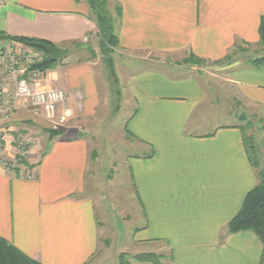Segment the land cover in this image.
Segmentation results:
<instances>
[{
	"label": "crops",
	"instance_id": "obj_1",
	"mask_svg": "<svg viewBox=\"0 0 264 264\" xmlns=\"http://www.w3.org/2000/svg\"><path fill=\"white\" fill-rule=\"evenodd\" d=\"M0 1L1 33L44 40L65 53L50 70L51 83L68 94L58 113L71 109L78 127L99 118L105 100L97 61L103 58L89 44L98 41V26L87 0ZM115 4L121 7L117 53L126 58L116 60V68L120 77L125 74L123 101L133 104L126 131L138 150L126 159L142 221L132 237L136 248L131 255H162V264H264L258 235L228 233L227 228L258 183L242 127L215 121L211 104L218 99L212 98L213 78L206 70L177 63L179 57L195 54L212 64L239 45L259 46L264 0ZM87 46L95 56L85 53ZM246 60L226 70L227 101L264 121V66ZM127 61L134 63L132 73H127ZM52 140L50 150L27 160L38 169L36 180L25 179L22 169L0 167V237L43 264L103 261L110 246L102 247V236H112L114 229L102 230L110 225L108 208L103 210L105 224L96 212L93 190L102 180L92 164H99L100 154L93 158L84 134L66 138L60 132ZM256 142L264 166V137ZM5 151L1 156L10 160L13 147ZM117 256H112L114 264H119ZM131 258V264H155Z\"/></svg>",
	"mask_w": 264,
	"mask_h": 264
},
{
	"label": "rangeland",
	"instance_id": "obj_2",
	"mask_svg": "<svg viewBox=\"0 0 264 264\" xmlns=\"http://www.w3.org/2000/svg\"><path fill=\"white\" fill-rule=\"evenodd\" d=\"M108 4L109 9L114 12L115 0H108ZM89 44L96 48L98 53H100L98 41L96 39L90 41ZM240 46L241 47L237 46L240 49L235 48L230 53L232 57L230 60H224L212 64H201L197 65V67L206 70V72L213 78L211 85L213 86L214 92H212V95L214 94L215 96H212V98L217 96L218 99V103L215 101L211 104L213 114L218 117L215 121H222L223 124L230 122L236 123L246 131L248 136L254 134L255 139L259 141L262 137H264V124H261L257 119H252V116L247 115L240 103H234L232 101V103H229L230 99L227 101V99L230 98L229 91L225 90L226 88L224 87L227 83L225 81L227 74L226 70L231 68V64L235 62H244L247 58L250 59L258 57V55L264 51L261 44L253 47L245 45ZM87 49L89 50L85 53L88 55L90 54V48L87 46L86 50ZM42 51L44 52L43 49ZM121 57L122 55L117 52L114 53V69L117 77L116 81H114L110 76L104 59L102 61L99 58L97 61V72L99 74L98 84L100 85L102 96L105 100L104 106H102L98 112L99 118H95L91 121L89 120L85 123V125H79L80 127H78V123L76 125L74 122L75 120L70 118L71 116L67 117V119L62 123H54L45 119L44 115L38 114L33 110L30 112L18 111L14 115V118H12V120L15 118L17 119V124H9V122L12 121L11 120L0 126V131H6L5 133H9L8 139L4 143L5 146L2 154H4V152L6 154V146L11 145L13 147L12 155H10L11 159H8L10 162L18 159V147L17 143L14 142V137H18L16 135L17 131H20L22 135L26 137L25 139L30 142L26 148V161L31 159L34 154L43 153L45 150H50L52 148L54 140H50V135L45 131V128H57L60 130L62 137L66 138H72L76 135L81 136L82 134L88 136L94 149L93 158L96 160L97 155L100 154L99 164H92L93 168L96 166V170L99 168V178L102 180L100 184L97 183L99 186H94L95 188L93 190L97 194L96 198H98L96 200L97 216L101 222H104L103 218L105 216L103 217V210L104 208H108L109 211L107 212V217L109 218L110 225L107 227L105 225L102 230L105 233V230L108 228L109 230L112 228L114 229V234L112 236H102V238H104L102 241V247L104 248L105 245H107V242L110 247L105 249L106 252L102 257L103 261L98 260L96 262L98 264H114L112 260V256L114 254L118 255L117 257L119 259L122 254L128 255L125 256V259H129L130 256H133L131 255V249L136 248V242L134 243L132 237L135 230L142 224L140 217L141 210L135 196L130 169L126 162L128 155L135 154L138 150L134 147L135 145L131 143L129 135L126 131L127 120L129 119L130 113L133 111V104L131 102L124 104L123 101L125 74L122 71L124 75L120 77L116 68L117 61L123 60V62H126V58L123 57L124 59H122ZM187 57L188 56L179 57L177 63L187 65L184 63V60ZM172 62H174V59ZM55 63L57 64L49 70L54 71L53 69H56L59 61H56ZM127 64L129 66L127 73H132L134 71V63L132 61H127L126 65ZM64 113L65 109L61 112V114L58 113V118ZM227 113H231L232 117H228ZM209 114L211 115V113ZM247 120L254 121L251 127H248ZM25 121H29V123ZM58 121L59 119H57V122ZM211 123L213 126L217 125V123L214 122V119L211 120ZM260 149L262 151V148ZM25 165L28 166V164ZM91 179V175H89L88 181ZM138 246L141 247V245ZM159 261L163 263L160 258Z\"/></svg>",
	"mask_w": 264,
	"mask_h": 264
},
{
	"label": "built area",
	"instance_id": "obj_3",
	"mask_svg": "<svg viewBox=\"0 0 264 264\" xmlns=\"http://www.w3.org/2000/svg\"><path fill=\"white\" fill-rule=\"evenodd\" d=\"M2 4L0 1V10ZM44 59L42 50L0 32V126L11 121L23 108L42 114L54 123H62L71 115V109L67 108L58 118V107L67 103L68 94L63 88L51 83L50 70L40 66ZM5 132L0 131V167L7 170L22 169L25 179L36 180V165L27 166L24 163L30 142L20 131L16 132L18 137H14L18 159L10 162L1 156L9 134Z\"/></svg>",
	"mask_w": 264,
	"mask_h": 264
},
{
	"label": "trees",
	"instance_id": "obj_4",
	"mask_svg": "<svg viewBox=\"0 0 264 264\" xmlns=\"http://www.w3.org/2000/svg\"><path fill=\"white\" fill-rule=\"evenodd\" d=\"M90 5L96 22L98 26V46L100 54L107 64V69L114 81H116L115 73V59L114 53L117 52L119 47V37L116 33V23L121 16L120 5L115 4V13L109 9L108 0H87ZM19 41H22L34 48L42 50L41 44L51 43L28 37H13ZM260 40L261 45L264 47V19L260 26ZM239 47H241L239 45ZM237 49H240L236 47ZM93 56H95V51L90 49ZM45 59L40 65L43 68L51 69L57 63L51 60L50 56L44 51ZM65 56V53H64ZM232 57L228 54L224 59L217 61L221 62L224 60H230ZM250 63L254 66L262 67L264 66V54L249 59ZM184 63L187 65H201L207 64L208 61L196 56L195 54H190ZM118 83V82H117ZM246 117V116H245ZM252 119H257L261 124H264L262 119L258 117H253ZM253 120H247L248 127L253 125ZM244 142L246 145V150L248 158L256 169L258 183L257 185L247 194L242 208L238 214L229 222L228 233H237L240 231H252L261 239L264 245V166L261 165L262 153L259 145L257 144L254 134L248 136L246 131L242 128ZM27 164V161H24ZM126 254H122L119 259V264H131L130 258L125 259ZM162 255H157L155 253H142L133 256L132 258L138 261H150L155 264H162L159 261ZM131 258V259H132ZM0 264H43L19 250L16 246L10 243L3 237H0Z\"/></svg>",
	"mask_w": 264,
	"mask_h": 264
},
{
	"label": "water",
	"instance_id": "obj_5",
	"mask_svg": "<svg viewBox=\"0 0 264 264\" xmlns=\"http://www.w3.org/2000/svg\"><path fill=\"white\" fill-rule=\"evenodd\" d=\"M51 58L52 61H60L64 57V52L61 47L50 45V44H41L40 46ZM29 123V121H27ZM45 131L49 133V138L52 140L54 137L60 135V130L57 128H45Z\"/></svg>",
	"mask_w": 264,
	"mask_h": 264
}]
</instances>
